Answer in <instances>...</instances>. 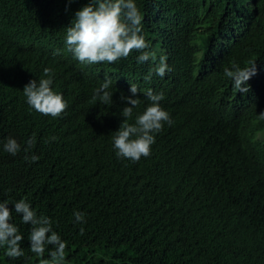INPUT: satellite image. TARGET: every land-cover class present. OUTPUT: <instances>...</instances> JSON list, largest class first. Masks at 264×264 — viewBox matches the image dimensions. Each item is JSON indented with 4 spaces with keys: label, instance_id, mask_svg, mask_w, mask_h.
Wrapping results in <instances>:
<instances>
[{
    "label": "trees",
    "instance_id": "trees-1",
    "mask_svg": "<svg viewBox=\"0 0 264 264\" xmlns=\"http://www.w3.org/2000/svg\"><path fill=\"white\" fill-rule=\"evenodd\" d=\"M158 1L164 28L198 24L211 54L264 69V40L241 39L247 51L238 53L218 35L221 28L226 37L236 29L234 0ZM71 5L0 0V142L13 137L21 145L13 156L0 143V200L24 198L38 215L50 217L67 243L66 264H264V149L248 145L249 136L240 137L238 130L233 134L220 113L194 105L195 83L173 71L162 86L171 127L156 134L148 157L117 158L112 136L125 122L121 113L127 105L116 93L110 104L94 100L100 84L77 74L57 53ZM157 40L163 41L162 35ZM164 43L169 49L175 39ZM45 69L53 90L68 101L58 117L32 109L22 91L30 80L46 78ZM219 76L201 91L227 81ZM174 112L183 115L181 126ZM137 113L135 107L133 119ZM213 138L231 146L223 151ZM31 155L39 159L32 162ZM76 211L84 222H74ZM11 222L24 236V254L9 258L0 248V264H41L49 258L51 246L43 258L31 251L30 225L14 211Z\"/></svg>",
    "mask_w": 264,
    "mask_h": 264
},
{
    "label": "clouds",
    "instance_id": "clouds-1",
    "mask_svg": "<svg viewBox=\"0 0 264 264\" xmlns=\"http://www.w3.org/2000/svg\"><path fill=\"white\" fill-rule=\"evenodd\" d=\"M74 2L68 0V6ZM81 3L82 0L72 4L73 11L62 19L57 53L59 59L69 62L77 74L100 84L94 90V100L98 98L102 103L110 104L116 93L127 105L121 113L125 122L112 136V148L117 158L137 162L148 157L156 134L164 126L166 129L171 127L173 119L164 99L167 88L163 90L162 86L173 71L187 75L195 83L194 105L220 113L233 134L238 130L240 137L249 136L248 145L264 149V92H258L255 87L264 69L258 70L255 63L238 65L228 57H219L220 52L211 54L201 41L205 32L198 24L186 27L178 22L172 29L164 28L163 17L157 14L163 11L158 0L155 5L150 1L144 4L141 0H87ZM234 25V32L226 31L228 38L224 29L218 30L229 49L244 53L247 50L241 39L264 40V0L258 5L254 0L242 3L234 0ZM158 35H162L163 41L157 40ZM170 39H175V43L169 49L165 48L164 41ZM220 74L226 75V82L221 79L222 83L213 91H201L206 81L220 78ZM44 77L25 84L23 94L32 109L58 117L67 107V98L53 90L49 69L44 70ZM135 107L138 113L133 119ZM178 119L181 126L183 115ZM176 136L180 138V135ZM0 143L3 150L13 156L21 151V145L13 137ZM34 143V138L27 142L29 147ZM211 143L214 147H223V151L231 146L224 147L223 142L215 138ZM23 150L27 152L28 148ZM30 159L35 162L39 157L31 155ZM13 211L23 224L30 225L28 241L37 257L43 258L46 246H51L49 258H43L41 264H66V241L53 230L51 218L38 215L24 198L11 203L7 199L0 200V248L5 249V255L18 258L24 254L21 248L24 236L11 222ZM73 215L75 223L85 221L82 212L76 211Z\"/></svg>",
    "mask_w": 264,
    "mask_h": 264
},
{
    "label": "bare ground",
    "instance_id": "bare-ground-1",
    "mask_svg": "<svg viewBox=\"0 0 264 264\" xmlns=\"http://www.w3.org/2000/svg\"><path fill=\"white\" fill-rule=\"evenodd\" d=\"M264 79V75L262 77ZM262 86L259 87V90H262V88H264V84H261ZM165 205V204H164Z\"/></svg>",
    "mask_w": 264,
    "mask_h": 264
}]
</instances>
